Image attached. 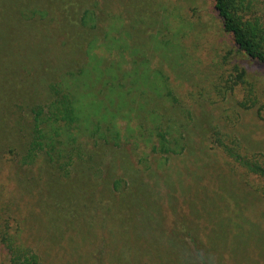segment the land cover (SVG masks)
Returning <instances> with one entry per match:
<instances>
[{"label": "rangeland", "instance_id": "obj_1", "mask_svg": "<svg viewBox=\"0 0 264 264\" xmlns=\"http://www.w3.org/2000/svg\"><path fill=\"white\" fill-rule=\"evenodd\" d=\"M53 84L56 164L25 158ZM236 154L264 169V65L213 0H0V264H264Z\"/></svg>", "mask_w": 264, "mask_h": 264}, {"label": "trees", "instance_id": "obj_2", "mask_svg": "<svg viewBox=\"0 0 264 264\" xmlns=\"http://www.w3.org/2000/svg\"><path fill=\"white\" fill-rule=\"evenodd\" d=\"M213 5L222 21L223 29L231 34L238 50L249 59L264 65V0H213ZM114 86L117 88H113L111 92L119 93L121 86L119 84ZM50 89L55 94L54 98L46 107V111L43 107H39L35 112L32 140L25 158L33 160L37 153L44 150L43 153L48 159L56 164L57 160L60 161L61 155L58 150H55L58 147L55 141L58 134L55 124L64 119L71 121L75 118L76 101L66 85L64 87L66 91H62L59 84L51 85ZM250 102L253 103V100L250 99ZM118 105L120 106V103ZM40 124H44V127L40 128ZM158 135L160 138L159 150L168 151L167 138L163 133ZM234 157L248 170L264 176V169L257 162L238 154ZM18 264L39 263L36 257L31 255L19 260Z\"/></svg>", "mask_w": 264, "mask_h": 264}]
</instances>
